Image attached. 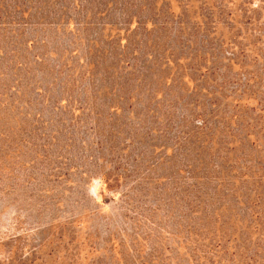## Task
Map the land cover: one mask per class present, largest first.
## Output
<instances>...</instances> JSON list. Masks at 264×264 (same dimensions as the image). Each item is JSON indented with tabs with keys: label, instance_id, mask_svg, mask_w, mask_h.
Listing matches in <instances>:
<instances>
[{
	"label": "rangeland",
	"instance_id": "1",
	"mask_svg": "<svg viewBox=\"0 0 264 264\" xmlns=\"http://www.w3.org/2000/svg\"><path fill=\"white\" fill-rule=\"evenodd\" d=\"M177 2L0 0V264H264V180L245 175L264 166V70L244 90L252 110L233 92L246 57H224L232 30L207 37ZM254 8L262 37L264 0ZM209 101L236 117L206 132ZM237 161L232 194L191 191ZM249 187L259 201L238 197Z\"/></svg>",
	"mask_w": 264,
	"mask_h": 264
},
{
	"label": "trees",
	"instance_id": "2",
	"mask_svg": "<svg viewBox=\"0 0 264 264\" xmlns=\"http://www.w3.org/2000/svg\"><path fill=\"white\" fill-rule=\"evenodd\" d=\"M165 0H163L164 2ZM254 2L255 0H178L177 2V6L179 7V15L180 17L183 15V17L185 16V14L187 12H191L194 14L198 13L197 15L198 18H200L202 20L203 23V27L205 28V31L207 32V37H214V40L216 37H219L221 39V37H223V34H218V31L221 29H225L224 27L227 26L229 28V30H232L231 35L228 34L230 36L229 38V42L228 44H226L225 50L224 52V57L225 60H227V63H234L237 64L239 62V57H246V60L244 62H241V66L240 68L244 70L243 74H239V80L242 83L243 87H241L240 89H234L233 92H240L239 94V98L238 101L239 103H241L242 101H244V97L246 96L245 99V104L246 105H251L252 106V110L256 109L255 107V103L258 99L259 94L257 93V91L252 92L250 95H248L247 93L244 94V90H246V87L249 86L250 83H260L258 81V78L260 77V72L264 70V66L262 69H259L257 67V63H255V61L257 62L258 59L262 58V52L260 49V45L264 44V42L262 41V37L264 36V28H260L262 31V37L261 36H256L255 38L253 37V34H255L257 32V26L258 23L256 21H258L259 17H258V13L256 11V8H254ZM14 10H18V4L14 5ZM13 10V11H14ZM8 11L6 9V7H0V20L1 21H6L9 19V16L7 15ZM23 13H27V11H22L19 14L23 15ZM26 15V14H25ZM255 19V20H254ZM255 23H254V22ZM7 23V22H6ZM11 23V22H10ZM254 23V24H253ZM4 24V23H3ZM153 24V23H152ZM1 25V23H0ZM219 27V28H218ZM250 28V29H249ZM245 30V35L248 34L249 31H251V34H249V36L247 37H242L240 38L241 32L242 30ZM217 32V33H216ZM254 38L255 42L253 44L254 47H258V50L256 51L252 49V47L250 46V42L251 39ZM249 39V40H248ZM210 46H208L207 48H203L204 50V54H206V56H209L210 59H212V57H214V51L216 50L215 48H213L214 46L210 43L209 40H205ZM190 43H192L190 41ZM221 45H224V43L222 42ZM237 50H239V53L237 54ZM199 50H195L194 53H192V58H195L197 56V54L199 53ZM126 55V54H125ZM131 56H126L127 59H129ZM187 58V57H186ZM248 58L250 59L249 62L247 61ZM264 59V57H263ZM251 60H254V62H250ZM259 61V60H258ZM240 63V62H239ZM206 64V62L204 63ZM128 65V64H127ZM129 66V65H128ZM227 68L229 67L228 64L226 66ZM245 69H250L251 72H248ZM210 72V73H209ZM207 73L209 75L208 80L212 81L213 77V73H215L213 71V68H209L207 70ZM214 78L213 80L215 81ZM260 79H262V77H260ZM228 82V81H227ZM254 85V84H253ZM227 85L225 83H222V87H226ZM245 88V89H244ZM206 92L208 93L207 95H215L217 93V91L215 89H207ZM211 101V100H210ZM207 102H201L203 103V109L200 110L201 114L198 115L201 119L200 121L202 122V125H205V128L208 129L206 130V132L208 131H212L213 128H208V125L206 126V124L209 122L208 119H215L216 122H221L227 123L233 121V119L236 116H229L226 114H223L220 112V107L218 104L215 103H210ZM254 103V104H253ZM207 105L209 106V110L207 108ZM210 117V118H209ZM254 117V116H253ZM255 118V124H260L263 123L264 124V116L259 117H254ZM263 119V120H261ZM260 121V123H259ZM202 126H198L197 131L198 132L200 130ZM226 145H229L230 142H225ZM233 143V142H231ZM220 145H223V143H221ZM212 148V145H210V149ZM234 144L231 148H227V153H229L231 150H234ZM209 149V150H210ZM228 159H225L224 162H227ZM263 160H259V164H252L255 167L252 166H245L246 167V179H250L251 182L258 180V182H262L264 180V166H263ZM225 164V163H224ZM241 163L239 161L228 165V169L226 170L225 168H222L223 166L219 165V166H215V164L212 166V168L214 169H222L219 170L216 173V176H208L206 174V176L203 175H196L193 178V181L191 183V191L192 192H196L199 191V194L205 195V189L204 186L206 184H212L214 187V192L216 193L217 190H220V195H222V193L225 192L226 195H228L229 193L232 194L231 190L229 188L226 187L227 182H231V181H236L237 179L241 178L242 172H240V170H238V166ZM196 170V168L194 167V165H190L187 166V171L185 172H189L190 175L194 174L193 172ZM223 170L226 172H223ZM239 171V172H238ZM261 171V172H260ZM223 174H225L224 176H222ZM233 175V180H231V176ZM216 181V182H215ZM109 179H106V183L108 187H114L116 186V183L118 182L117 178H114L113 180H111V184H108ZM110 183V182H109ZM234 186V185H233ZM239 188V187H238ZM225 189H228L225 191ZM195 190V191H194ZM254 190H252L250 187L248 189L247 194H242L240 193V198H242L245 202V200L247 201H251L254 197V201H259V195L255 192H253ZM202 195H198L197 196V204H201L202 201L204 200V198H202ZM236 195V194H235ZM223 196V195H222ZM237 196V195H236ZM257 217V216H256ZM216 220L217 217L215 216ZM257 221H259V218H256Z\"/></svg>",
	"mask_w": 264,
	"mask_h": 264
}]
</instances>
